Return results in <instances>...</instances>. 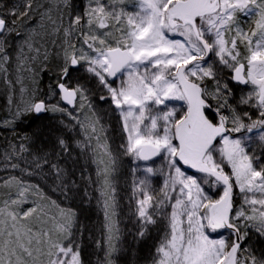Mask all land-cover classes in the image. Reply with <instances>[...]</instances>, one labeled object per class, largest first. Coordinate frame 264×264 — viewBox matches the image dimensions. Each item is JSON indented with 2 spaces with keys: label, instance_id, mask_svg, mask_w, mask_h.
<instances>
[{
  "label": "snow or ice",
  "instance_id": "6c2138e0",
  "mask_svg": "<svg viewBox=\"0 0 264 264\" xmlns=\"http://www.w3.org/2000/svg\"><path fill=\"white\" fill-rule=\"evenodd\" d=\"M131 9L125 0L0 3V76L10 89L20 83L9 74L15 39L16 69L33 84L27 100L23 86L19 102L9 98L10 119L0 122L16 134L0 151V264H86L75 211L49 216L31 180L51 175L65 200L90 203L50 158L75 149L96 164L87 179L103 202L96 264H118L111 215L125 159L131 234L162 233L148 264H264L244 246L250 230L264 237V0H133ZM101 111L119 126L115 147L101 142ZM42 116L57 119L59 152L32 150L39 130L17 132Z\"/></svg>",
  "mask_w": 264,
  "mask_h": 264
},
{
  "label": "rangeland",
  "instance_id": "374dc122",
  "mask_svg": "<svg viewBox=\"0 0 264 264\" xmlns=\"http://www.w3.org/2000/svg\"><path fill=\"white\" fill-rule=\"evenodd\" d=\"M14 2V0H0V3H3L5 5H11ZM74 3L79 6L81 3V0H74ZM133 3V0H125V4L129 6V10L131 11V4ZM9 43L13 45V48L11 49L12 55H13V64L12 67L9 68V74L10 78L15 81L17 77L20 78V83H16L14 89H10L9 86L6 84L3 76H0V122L10 119V105H9V98L11 97L16 102H19L21 100V87L23 86L26 90L25 95L23 99H28V92L33 87L32 80H31V74L29 72L21 71L18 72L16 69V63H15V45L17 41L15 39H10ZM50 73L43 74L42 79L40 81V88L43 90H46L47 84L49 82ZM12 111L15 110L14 106L11 109ZM47 117L50 119H53L50 116H42ZM93 120L96 119V117H92ZM54 120H57L56 118ZM113 125H116V128L118 130V124L116 123V119L113 114L109 113L108 115H104L103 111L100 112V123L96 125L97 131L99 133L101 142H106L115 147V144L113 141L118 142V137L113 132ZM0 129L3 131V133L12 132L7 127L0 126ZM102 129V130H101ZM107 137V139H105ZM93 144L96 143L95 139L92 141ZM73 147L75 148V144L73 143ZM2 149V150H1ZM35 151L36 149H32ZM0 151H3V148L0 147ZM80 150L75 149L72 153V156H74V160L79 163V166L84 168L86 173L85 177H83L84 180L88 184V176L91 175L92 179H96V164L91 163L90 160L87 158L79 155ZM106 160L107 158L104 157ZM61 161V159L59 160ZM81 164V165H80ZM45 174L48 173V169H44ZM66 172V171H65ZM4 173L0 172V175H3ZM69 177L65 175L66 182H73L76 180V175H70ZM75 179V180H74ZM82 179V178H81ZM134 177L131 174V164L125 159L121 162L118 173L116 175V199L118 202V207L116 209V213L114 215H111V221L113 223H118V226L120 228V235L118 238L113 239L112 243L116 245L119 249V255L117 257L118 264H148V258L150 256V253L154 250L153 246L156 243V238L158 235H161L158 230H153L149 237L145 240H135L133 238V235L131 234L134 229L132 226V223L129 221L128 217V206H127V198L130 194L131 184ZM33 184H39L40 188L43 190V192L46 194L47 198H38L39 203L42 204L44 210L51 215H55L57 217L61 214V209L68 211L70 208L66 207L63 204V201H71V200H65L63 196L59 194L58 191H53L54 183H53V177L51 175H37L31 178ZM77 187L79 189H82V184L78 185V183L75 181ZM153 186L157 189V191L160 190V188L163 185V178L157 177L154 178ZM88 192L91 194V201L90 203H87L86 205L83 204L85 208L88 210H96V216H97V222L99 218V223L103 226L105 222V214L103 209V202L101 198V193L99 190V186L96 184H88L87 188ZM4 192L0 191V196H3ZM80 195V194H79ZM81 196V195H80ZM78 197V196H77ZM77 197L73 198V201H79ZM75 199V200H74ZM78 199V200H77ZM53 201L55 203H53ZM75 201V202H76ZM58 205V206H57ZM76 206H79V204H75ZM93 208V209H92ZM109 212L111 213V209H109ZM76 213V212H75ZM94 213V212H93ZM102 217V223L100 221V218ZM78 216L76 213V226L78 225ZM97 232L98 239L101 237V229ZM85 233V231H84ZM77 236H79L77 234ZM84 236V235H83ZM89 239L93 241L94 235L89 236ZM145 245V246H143ZM143 249V251L147 252L146 254H141L140 256L136 252V249ZM250 247V249L257 255H261L264 253V237L260 236L254 229L249 231V237L246 241V246ZM83 250H85V246H83ZM84 254V253H83ZM84 258V255H83ZM96 261H93L91 264H96ZM138 261V262H137ZM86 262V261H85ZM86 264H89L88 262Z\"/></svg>",
  "mask_w": 264,
  "mask_h": 264
},
{
  "label": "trees",
  "instance_id": "16d2710c",
  "mask_svg": "<svg viewBox=\"0 0 264 264\" xmlns=\"http://www.w3.org/2000/svg\"><path fill=\"white\" fill-rule=\"evenodd\" d=\"M47 118V117H41L40 119H33L32 117L26 118L23 123H21L18 128L17 132L20 134H23L25 131L31 135L35 131H41L44 133L39 139L33 137V147L34 149H40L42 153L47 152V153H55L59 152V148L55 147V136L57 133L51 132L50 129L53 125L57 124V120H54ZM16 136L15 133L13 132H7L3 133V131L0 129V147L3 148V150L7 147L8 142H11L13 138ZM2 150V149H1ZM53 162H58L60 163V166L65 169L66 171V176L67 178L70 175H76V182L78 185L82 184V189H79V194L82 196L83 195V190L85 188H88L87 182L84 180L83 182V177L86 176L84 172V168L79 166V163L74 160V156L72 158H68L66 155L59 157V160H57V157L55 154L51 155L50 157ZM81 165V164H80ZM83 173V176H82ZM82 178V179H81ZM72 181V180H71ZM69 181L68 183L71 184L72 182ZM78 199L79 196L77 197ZM77 199V200H78ZM63 201V204L70 208L71 210H74L77 213V216L79 218L78 220V225L77 227H83L85 229V233L83 236V246H85V250L83 251L84 255V260L86 263L90 262V264L97 260V258H102L103 257V252L102 251H97L95 247L94 240L98 239L97 232L101 228V224L99 223V218L97 222V216H96V210H88L83 206L81 203V200L79 201ZM75 204H79V206H76ZM93 209V208H92ZM100 221L102 223V217L100 218ZM79 235V233H77ZM94 235L93 241L89 239V236ZM145 246V245H143ZM246 246V242L245 245ZM144 248L141 249H136V252L140 256L141 254H146L147 252L143 251ZM138 262V261H137Z\"/></svg>",
  "mask_w": 264,
  "mask_h": 264
}]
</instances>
